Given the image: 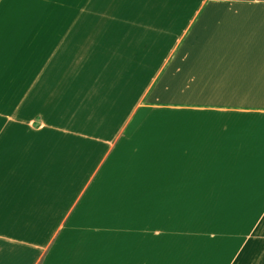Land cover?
I'll list each match as a JSON object with an SVG mask.
<instances>
[{"label": "crops", "instance_id": "crops-1", "mask_svg": "<svg viewBox=\"0 0 264 264\" xmlns=\"http://www.w3.org/2000/svg\"><path fill=\"white\" fill-rule=\"evenodd\" d=\"M231 192L264 194V0H0V264H178ZM262 208L223 264H264Z\"/></svg>", "mask_w": 264, "mask_h": 264}, {"label": "rangeland", "instance_id": "rangeland-1", "mask_svg": "<svg viewBox=\"0 0 264 264\" xmlns=\"http://www.w3.org/2000/svg\"><path fill=\"white\" fill-rule=\"evenodd\" d=\"M149 196V201L154 203L165 202L170 197V195ZM194 196L196 205L205 203L210 204L212 208L192 210L197 216V224L194 227L195 236H191L193 240L196 239L194 242L195 257L192 258L180 252L183 256L180 257L178 264H208L209 262L210 264H223L225 258L222 252L225 248L231 249V239L245 234L249 227L247 224L262 212L264 194L231 192ZM150 213H155V210H151ZM180 245L183 244L180 243ZM165 264L174 263L168 260Z\"/></svg>", "mask_w": 264, "mask_h": 264}]
</instances>
